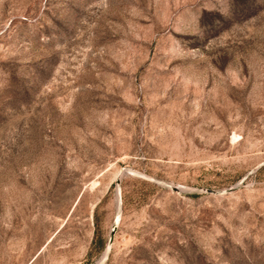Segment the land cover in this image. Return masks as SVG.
I'll list each match as a JSON object with an SVG mask.
<instances>
[{"label":"rangeland","instance_id":"1","mask_svg":"<svg viewBox=\"0 0 264 264\" xmlns=\"http://www.w3.org/2000/svg\"><path fill=\"white\" fill-rule=\"evenodd\" d=\"M0 264H264V0H0Z\"/></svg>","mask_w":264,"mask_h":264},{"label":"water","instance_id":"2","mask_svg":"<svg viewBox=\"0 0 264 264\" xmlns=\"http://www.w3.org/2000/svg\"><path fill=\"white\" fill-rule=\"evenodd\" d=\"M116 230V226L112 229V232H111V237H110V242L113 241V238H114V232Z\"/></svg>","mask_w":264,"mask_h":264},{"label":"bare ground","instance_id":"3","mask_svg":"<svg viewBox=\"0 0 264 264\" xmlns=\"http://www.w3.org/2000/svg\"><path fill=\"white\" fill-rule=\"evenodd\" d=\"M118 222H119V220H118ZM117 223V222H116ZM111 243V242H110Z\"/></svg>","mask_w":264,"mask_h":264}]
</instances>
